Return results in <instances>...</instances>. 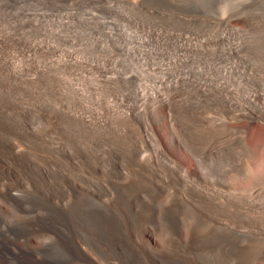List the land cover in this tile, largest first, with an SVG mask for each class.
Returning a JSON list of instances; mask_svg holds the SVG:
<instances>
[{
  "label": "rangeland",
  "instance_id": "374dc122",
  "mask_svg": "<svg viewBox=\"0 0 264 264\" xmlns=\"http://www.w3.org/2000/svg\"><path fill=\"white\" fill-rule=\"evenodd\" d=\"M73 56L80 64L71 63ZM0 66V264H61L48 257L52 247H62L61 261L69 264H264V0H0ZM196 75L207 80L195 81L202 79ZM183 76L194 81L180 89ZM168 79L180 90L167 110L171 126L188 125L203 149L216 146L228 155H176L155 123L137 121L133 111L148 110L137 88ZM108 119L123 123L110 128ZM218 125L227 127L214 130ZM243 128L248 150L237 142ZM77 145L93 154L60 172L55 148ZM117 148L123 153L115 161ZM159 160L161 188L147 181L155 191L141 206H148V225L140 220L143 211L136 212L134 240L129 221L120 219L136 248L102 250L107 235L100 237L99 220L69 211L77 194L94 192L90 180L107 188L97 202L114 206L118 190L151 177L150 165ZM44 165L58 173L47 174ZM11 192L21 196L10 200ZM179 203L190 208L188 217L164 220L150 233L152 215L167 216ZM215 229L232 234L218 245L215 235L205 238L206 244L204 236ZM28 237L38 243L29 251ZM77 240L86 249L94 245L95 253L87 249L74 258Z\"/></svg>",
  "mask_w": 264,
  "mask_h": 264
},
{
  "label": "bare ground",
  "instance_id": "6f19581e",
  "mask_svg": "<svg viewBox=\"0 0 264 264\" xmlns=\"http://www.w3.org/2000/svg\"><path fill=\"white\" fill-rule=\"evenodd\" d=\"M5 38V37H4ZM3 39V38H2ZM1 39V40H2ZM225 40V39H224ZM228 40V39H227ZM229 43V42H228ZM261 45V44H260ZM224 47H225V45H224ZM223 47V48H224ZM231 47V46H230ZM239 47H241V46H239ZM226 49V48H225ZM231 49H233L234 50V48L233 47H231ZM230 49V50H231ZM239 49V48H238ZM222 50V49H221ZM233 50H231V52H233ZM228 51V50H227ZM238 51V50H237ZM221 52V51H220ZM231 52H230V55H231ZM223 53V52H222ZM229 53V52H228ZM225 54H227V52L225 53ZM222 55V54H221ZM220 55V56H221ZM224 55V54H223ZM222 55V56H223ZM221 56V57H222ZM226 57H227V55H226ZM59 59V58H58ZM68 59V58H67ZM41 60V59H40ZM51 60V59H50ZM64 60V59H63ZM57 61V60H56ZM58 61H60V60H58ZM66 62H67V60H65ZM65 61H64V63H60V62H57V64H60V65H62L63 67H64V65L66 64L65 63ZM71 63H73L74 61L76 62V63H79L80 64V62H81V60H79L77 57H75V56H73V57H71ZM69 61V62H70ZM43 62V61H42ZM52 62V61H51ZM3 63V62H2ZM1 63V64H2ZM34 63V62H33ZM39 63V62H38ZM75 63V64H76ZM27 64V63H26ZM6 65V64H5ZM37 65V64H36ZM39 65H41L40 63H39ZM39 65H37V66H39ZM43 65V64H42ZM3 66V65H2ZM1 67V66H0ZM4 68V67H3ZM6 68V67H5ZM17 68V67H16ZM45 68V67H44ZM70 68H71V66H70ZM36 69V68H35ZM65 69V68H64ZM81 70V69H80ZM93 70V69H92ZM23 71V70H22ZM31 72V71H30ZM29 72V73H30ZM1 73V72H0ZM15 73V78H18V79H20L23 75H22V73L21 72H18V73H16V72H14ZM46 73V72H45ZM27 74V73H26ZM31 74V73H30ZM98 74V73H97ZM94 75V74H93ZM81 76V75H80ZM200 77V76H199ZM198 77V75H196L195 76V78L196 79H201V80H195V81H202L203 79H206L205 77H200L199 78ZM83 78V77H82ZM87 78V77H86ZM190 78H192V77H190V76H183V78H182V80H181V83H180V89L181 88H183V87H185L186 85H188L190 82H192V81H194V79L193 80H190ZM22 79V78H21ZM25 79V78H24ZM35 79H37V78H35ZM50 79V78H49ZM48 79V80H49ZM63 79V78H62ZM90 79V78H89ZM56 80V79H55ZM54 80V81H55ZM74 80V79H73ZM87 80V79H86ZM169 80V81H168ZM168 80H166V81H160L161 82V84L159 83V84H155L153 87H151V88H142V87H138L137 89H139L140 91H142V94H141V96H139L138 97V99L139 100H144L145 98H148V100H144L145 102H144V104H146L147 106H148V110H146L147 112H145V113H139L138 111L139 110H136V111H133L134 113H135V116L137 117V121H139V122H141L142 121V123H145V122H147V121H150V122H152V123H155L154 125L157 127V129H158V131H159V135L161 134L162 135V137L164 138V140L166 141V150L167 151H172L173 150V152L176 154V155H183L184 157H186V158H190V157H192V158H195V155H197V156H199L200 158H204L205 156H207V155H210V156H213V155H220V156H223V155H228V154H226L225 152V154L224 153H222L223 152V149H218L216 146H213L212 148H210L209 150H208V148L207 149H203V145L202 144H200V143H198V142H195L194 140H193V138H192V136L190 135V133H189V128H188V125H185L184 126V129L182 130H179L178 128H174L173 126H171V121L168 119V116H167V110H169V109H172V107L175 105V103H176V101H178L177 100V98H176V96L178 95H176V93H175V95L173 94L174 93V90H177V87H175L174 86V82H173V79H171V81H170V79H168ZM207 80V79H206ZM209 80V79H208ZM50 81V80H49ZM71 81V80H70ZM58 82H59V80H58ZM57 82V83H58ZM62 82V81H61ZM108 82V81H107ZM55 83V82H54ZM67 83H69V81L68 82H66V85H67ZM87 83H88V81H87ZM202 83V82H201ZM18 84V83H17ZM27 84V83H26ZM56 84V83H55ZM82 84V83H81ZM31 85H32V83H31ZM46 85V84H45ZM49 85V84H48ZM58 85V84H57ZM89 85V84H88ZM104 85V84H103ZM193 85V84H192ZM205 85V84H204ZM203 85V86H204ZM16 86V85H15ZM71 85H67V87H70ZM82 86V85H81ZM178 87H179V85H177ZM55 87H56V85H55ZM173 87V88H172ZM40 88H42V87H40ZM49 88V87H48ZM51 88V87H50ZM206 89V88H205ZM53 90V89H52ZM62 90V89H61ZM91 90V89H90ZM93 90V89H92ZM179 90V89H178ZM177 90V91H178ZM209 90H211V89H209ZM51 91V90H50ZM77 91V90H76ZM82 91V90H81ZM80 91V92H81ZM180 91V90H179ZM75 92V91H74ZM138 92V91H137ZM184 92V91H183ZM51 93V92H50ZM76 93V92H75ZM82 93H83V91H82ZM182 93V92H181ZM32 94V93H31ZM78 94H79V92H78ZM77 94V95H78ZM87 94V93H86ZM82 95V94H81ZM138 95H139V93H138ZM181 95H183V93L181 94ZM204 95H205V93H204ZM255 96V95H254ZM80 97V96H79ZM154 97H157V98H154ZM178 97V96H177ZM208 97V96H207ZM209 97H210V95H209ZM65 98V97H64ZM186 98V97H185ZM185 98H184V100H185ZM46 99V98H45ZM76 99V98H75ZM182 99V98H181ZM256 99V98H255ZM259 99V98H258ZM195 100V99H194ZM250 100V99H249ZM193 101V100H192ZM196 101V100H195ZM254 101V100H253ZM35 102V101H34ZM43 102V101H42ZM184 102V101H183ZM188 102H189V100H188ZM191 102V101H190ZM247 102V101H246ZM249 102H251L252 103V101H249ZM51 103V102H50ZM248 103V102H247ZM143 104V103H142ZM249 104V103H248ZM254 104V102L252 103V105ZM46 105V104H45ZM185 106H186V103L184 104ZM189 105V104H188ZM250 105V104H249ZM251 105V106H252ZM48 106V105H47ZM142 106V105H141ZM255 107V106H254ZM29 108V107H28ZM117 108V107H116ZM115 108V109H116ZM54 109V108H53ZM253 110H254V108H252ZM72 110V109H71ZM185 110V109H184ZM251 110V109H250ZM86 112V111H85ZM28 113H29V111H28ZM32 113V112H31ZM30 113V114H31ZM168 113H169V111H168ZM185 113V112H184ZM183 113V114H184ZM252 113H254L253 111H252ZM96 114V113H95ZM94 114V115H95ZM86 115V114H85ZM105 115V114H104ZM182 115V112H178L177 110H176V117L178 118V116H181ZM31 116H32V114H31ZM63 116V115H62ZM67 116V115H66ZM70 116V115H69ZM87 116V115H86ZM96 116V115H95ZM99 115L97 114V117H98ZM34 117V116H33ZM40 117V116H39ZM68 117V116H67ZM71 117V116H70ZM110 117H112V116H110ZM42 118V117H41ZM40 118V119H41ZM74 118V117H73ZM88 118H89V116H88ZM117 118V117H116ZM39 119V118H38ZM64 119H65V116H64ZM90 119V118H89ZM186 119V118H185ZM184 119V120H185ZM69 120V119H68ZM68 120H66V121H68ZM76 122H77V120L76 119H74ZM109 120V119H108ZM111 120V119H110ZM109 120V121H110ZM173 120H175V118L173 119ZM179 120V119H178ZM36 121V120H35ZM70 121V120H69ZM68 121V122H69ZM73 121V120H72ZM122 120H112V121H110V122H107L106 121V123H108L109 125H110V128L113 126L114 127V123L116 122L117 124H122L123 122H121ZM63 123H64V121H62ZM104 122H105V119H104ZM125 122V121H124ZM166 124H165V123ZM184 122V121H183ZM61 123V122H60ZM59 123V124H60ZM129 123V122H128ZM149 123V122H148ZM75 124V123H74ZM94 124V123H93ZM92 124V125H93ZM102 124V123H101ZM104 124V123H103ZM163 124H165V125H163ZM79 125V124H78ZM89 125V124H88ZM94 125H97V124H94ZM127 125V124H126ZM80 126H81V124H80ZM104 126V125H103ZM102 126V127H103ZM125 126V125H124ZM153 126V125H152ZM163 126H165V131L164 132H161L162 131V128H163ZM225 126L226 125H218L217 127H216V129H214V130H218V129H221V128H225ZM1 127V126H0ZM93 127V126H92ZM97 127V126H96ZM126 127V126H125ZM125 127H124V129L123 130H125ZM190 127V126H189ZM227 127V126H226ZM89 128V127H88ZM94 128V127H93ZM92 128V129H93ZM106 128V127H105ZM109 128V127H108ZM115 128H118V127H116L115 126ZM120 128H121V126H120ZM66 129V128H65ZM74 130L76 129V128H73ZM82 129V128H81ZM100 129V128H99ZM98 129V130H99ZM103 129V128H102ZM112 129H114V128H112ZM104 130H106V129H104ZM111 130V129H110ZM136 130V129H135ZM152 130V129H151ZM192 130V129H191ZM214 130L212 131V133L214 134ZM71 131H73V130H71ZM97 131V130H96ZM115 131V130H114ZM119 131H121V129L119 130ZM145 131H146V133H147V135H148V137H150V133H149V130L146 128L145 129ZM215 131V132H216ZM92 131H90V133H91ZM118 132V131H117ZM124 132V131H123ZM123 132H122V134H123ZM220 132V131H219ZM84 133V132H83ZM82 133V134H83ZM89 133V132H88ZM93 133V132H92ZM109 133H110V131H109ZM132 133V136H134V132L132 131L131 132ZM246 133H247V129L246 128H243V129H241L240 130V132L238 133L239 134V139H238V134H237V142L239 143V145H240V147H243L244 149H247L248 150V148L247 147H249V145H248V142L246 141ZM62 134V133H61ZM70 134V133H69ZM118 134V133H117ZM63 135V134H62ZM72 135V134H71ZM124 135H125V133H124ZM123 135V136H124ZM131 135V134H130ZM159 135H157L158 137H159ZM87 136V135H86ZM91 136H93V135H91ZM110 136V135H109ZM153 136V135H152ZM156 136V135H155ZM209 136V135H208ZM215 136V135H214ZM88 137H89V134H88ZM216 137V136H215ZM63 138V137H62ZM79 138V137H78ZM100 138V137H99ZM98 138V139H99ZM124 138H125V136H124ZM135 137H133V139H134ZM154 139H158V138H155V137H153ZM213 138V137H212ZM216 138H218V137H216ZM47 139H48V137H47ZM54 139V138H53ZM82 139V138H81ZM85 139V138H84ZM90 139V138H89ZM88 139V140H89ZM91 139H92V137H91ZM95 139V138H94ZM103 139V138H102ZM107 139H109V138H107ZM106 139V140H107ZM196 139H198V138H196ZM232 139V138H231ZM6 140V139H5ZM8 140V139H7ZM130 140V139H129ZM136 140V139H135ZM153 140V139H152ZM236 140V139H235ZM63 141V140H62ZM84 141V140H83ZM82 141V142H83ZM87 141V140H86ZM93 141V140H92ZM98 141V140H97ZM134 141V140H133ZM5 141H3L2 143H4ZM47 142V141H46ZM45 142V143H46ZM50 142V141H49ZM90 142V141H89ZM106 142V141H105ZM109 142H115V139H114V135H112V133H111V137H110V139H109ZM202 142V141H201ZM232 142V141H231ZM230 142V143H231ZM52 143V142H51ZM77 143V142H76ZM84 143V142H83ZM97 143V142H96ZM133 143V142H132ZM134 143H135V141H134ZM133 143V144H134ZM57 144V143H56ZM110 144V143H109ZM116 144V143H115ZM140 144V143H139ZM231 144H233V143H231ZM47 145V144H46ZM49 145V144H48ZM47 145V146H48ZM53 145H54V143H53ZM63 145V144H62ZM87 145V144H86ZM99 144H97V146H98ZM1 146V145H0ZM46 146V147H47ZM64 146V145H63ZM83 146V145H82ZM82 146H81V148H82ZM90 146H92V145H90ZM93 146H94V144H93ZM96 146V145H95ZM117 146V145H116ZM50 147V146H49ZM69 147H72V146H69ZM55 148L54 146H53V148H55V150H54V154H57V156H60V160H61V165H60V172H62V173H66L69 169H70V167H71V165H73V163L74 162H77V160L78 161H80L79 159H81L82 157H86V156H88V155H91V154H93V152L92 151H88L87 150V148H85V146H84V148L85 149H81V148H78L79 146L77 145V148L76 149H70V148ZM88 147V146H87ZM119 147V146H118ZM251 147V146H250ZM74 148V147H73ZM51 149V148H50ZM92 149V148H91ZM134 149V148H133ZM94 151V150H93ZM136 151V150H135ZM225 151V150H224ZM112 152V158L116 161L118 158L120 159V155L123 153V151L122 150H118V148H117V150H115V151H111ZM227 152V151H226ZM51 153V152H50ZM53 154V153H52ZM51 155V154H50ZM52 156H50V158H51ZM32 158V157H31ZM55 158H56V156H55ZM122 158V157H121ZM26 159V158H25ZM33 160V159H32ZM47 160V159H46ZM91 160H92V158H91ZM25 161V160H24ZM29 161V160H28ZM26 162V161H25ZM55 162V161H54ZM120 162V161H119ZM37 163V162H36ZM27 164H28V162H27ZM40 164V163H39ZM38 164V165H39ZM42 164H44V162L42 163ZM46 164V163H45ZM116 164H118V163H116ZM30 165H31V163H30ZM37 165V166H38ZM48 165V164H47ZM26 166V165H25ZM43 165H41V167H42ZM32 167V166H31ZM34 168V167H33ZM37 168V167H36ZM36 168H35V170H36ZM44 168L46 169V173L48 174V173H53V174H55V173H58V171H54V170H52V169H49V166H46V165H44ZM29 169V168H28ZM37 169H39V167L37 168ZM150 171H151V173H152V176L151 177H145V176H140L139 178H137V179H135L134 181H132L128 186H124V187H121L118 191H119V198H118V201H117V203H116V205H114V206H111V207H103L102 205H100L98 202H97V200H96V197H97V195L98 194H101V193H103V192H106L107 191V188L106 187H104V186H102V185H100V184H98V183H94L93 181H90V180H88V183L89 184H91V186L92 187H94V192L93 193H91V194H77V200H76V202H75V204L73 205L74 207L72 208V209H70L69 211H75V216L77 215V217H80L83 221L86 219V218H90V219H92V220H99V222L101 223V226H100V230H99V235H100V237H101V234H103V233H105L106 232V235H107V240L106 241H101L100 242V248L103 250H105V249H107V248H112V250H117L118 248H128V249H133V248H136L135 247V245H134V242H131V240H130V238H129V236H128V238L125 236V232H124V228H123V226L121 225V222H120V219L121 218H123V217H125L128 221H129V223H130V226H131V232H132V238L134 239V240H136V234H137V231L139 230V228H140V223H139V221L140 220H142V221H145V223H146V225H148V215H147V213H146V211H148V206L147 205H145V206H143V207H141L142 206V202L144 201V199L143 198H147L148 197V195L151 193V192H153V191H155V190H153L148 184H147V181H151V182H155V183H157L156 184V186H157V189H160L161 188V186H160V184L156 181V179H158V177L160 176V174H159V171L161 170V169H163V167H162V164H161V160H159V161H157V163L156 164H152V165H150ZM34 169H33V172L35 171ZM36 171H38V170H36ZM43 171V170H42ZM32 173V172H31ZM38 173L39 172H37V175H38ZM42 173V172H41ZM34 174V173H33ZM39 175H41V174H39ZM43 175V174H42ZM35 176V175H34ZM37 177V176H36ZM170 177L171 178H173V179H177L178 180V177L173 173V172H171L170 173ZM39 178V177H38ZM75 178V177H74ZM37 179V178H36ZM77 179V178H76ZM83 179V178H82ZM85 180V179H84ZM79 181V180H78ZM84 182V181H83ZM153 182V183H154ZM79 183V182H78ZM82 185V184H81ZM52 188V187H51ZM54 188V187H53ZM118 188V187H117ZM47 189H49L48 187H47ZM57 190H59L58 188H57ZM79 192V191H78ZM16 193V192H15ZM14 192L12 193H9V199L11 200V199H18L20 196H18V194H15ZM75 193H77V192H75ZM25 196V195H24ZM28 197V196H27ZM19 200H21V199H19ZM38 200H39V198H38ZM15 202V201H14ZM19 201H17V203H18ZM205 202V201H204ZM24 204V203H23ZM48 204V203H47ZM208 204V203H207ZM2 205V204H1ZM0 205V206H1ZM25 205V204H24ZM35 205H38V204H35ZM49 205V204H48ZM41 206V205H40ZM22 207V206H21ZM1 208V207H0ZM13 208V207H12ZM35 208H37V207H35ZM39 208V207H38ZM11 209V208H10ZM51 209V208H50ZM25 210V209H24ZM34 210V209H33ZM40 210V209H39ZM52 210V209H51ZM50 210V211H51ZM53 210H55V209H53ZM0 211H1V209H0ZM41 211V210H40ZM49 211V212H50ZM138 211H143V216L140 218V220H138V219H136V216H135V213L136 212H138ZM9 212V211H8ZM13 212V211H12ZM62 212H68V211H65L64 209H62ZM71 212V213H72ZM3 213V212H2ZM33 213V212H32ZM189 213H191V210H190V208L185 204V203H179L178 205H177V207L173 210V211H171V212H169V214L167 215V216H164V217H159L156 213H154L153 215H152V217H151V219H150V221H149V223H151V229H150V233H154V232H158L157 230H159V229H157V226L160 224L161 225V222L162 221H164V220H168V221H176L177 222V220L178 219H180L181 217H186ZM57 214V213H56ZM65 214V213H64ZM50 215V214H49ZM57 216V215H56ZM138 216V215H137ZM53 217V216H52ZM72 217H73V215H72ZM188 217V216H187ZM51 218V217H50ZM54 218V217H53ZM71 218V217H70ZM69 218V219H70ZM48 219V218H47ZM64 219V218H63ZM79 219V218H78ZM125 219V220H126ZM36 220V219H35ZM42 220V219H41ZM76 220V219H75ZM96 220V221H97ZM125 220H123V221H125ZM9 221V220H8ZM52 221H53V219H52ZM65 221V220H64ZM41 222V221H40ZM47 222V221H46ZM60 222V221H59ZM63 222V221H62ZM61 222V223H62ZM95 222V221H94ZM164 222H167V221H164ZM44 223V222H43ZM42 223V224H43ZM48 223V222H47ZM50 223V222H49ZM75 223V222H74ZM82 223V222H81ZM90 223V222H89ZM92 223V222H91ZM125 223V222H124ZM128 223V224H129ZM163 223V222H162ZM82 224H84V223H82ZM96 224V223H95ZM98 224V223H97ZM5 225V224H4ZM40 225V224H39ZM64 225V224H63ZM69 225V224H68ZM79 225H81V224H79ZM99 225V224H98ZM159 225V226H160ZM61 226V225H60ZM59 226V227H60ZM65 226V225H64ZM73 226V225H72ZM75 226V225H74ZM82 226H84V225H82ZM97 226V225H96ZM127 226V225H126ZM29 227V226H28ZM28 227H27V229H28ZM31 227V226H30ZM79 227V226H78ZM98 228H99V226H97ZM125 227V226H124ZM69 228H70V226H69ZM81 228V227H80ZM87 228V227H86ZM158 228H162V227H158ZM35 229V228H34ZM60 229H61V227H60ZM65 229V228H64ZM71 229V228H70ZM69 229V230H70ZM67 230H68V228H67ZM78 230V229H77ZM85 230H87V229H85ZM91 230V229H90ZM30 231V230H29ZM28 231V232H29ZM89 231V230H88ZM91 231H93V230H91ZM97 231V230H96ZM27 232V231H26ZM64 232H66V231H64ZM19 233V232H18ZM68 233V232H67ZM81 233H82V231H81ZM80 233V234H81ZM33 234V233H32ZM31 234V235H32ZM43 234V233H42ZM229 234H232V233H229ZM229 234L228 233H226L225 231H220L219 229H215V230H213V232L212 233H210V234H207V235H205L204 236V238H203V240H204V242L206 243L207 241H205V238H207L208 240L213 236V235H215V237L217 238V239H219L218 240V242H217V245H218V243H223V241L225 242V240H226V236L225 235H228L229 236ZM23 235V234H22ZM35 235V234H34ZM34 235H32L33 237H34ZM68 235V234H67ZM67 235H66V237H67ZM72 235V234H71ZM75 235V234H74ZM25 236V235H24ZM38 236V235H37ZM91 236H93V235H91ZM98 236V235H97ZM227 236V237H228ZM231 236H233V235H231ZM20 237H21V235H20ZM36 237V236H35ZM34 237V238H35ZM75 237H76V235H75ZM74 237V238H75ZM18 238V237H17ZM25 238V237H24ZM34 238H32V237H28L26 240H25V242H24V244H23V246H24V249L26 250V248L28 249V251L30 250V248H32V247H34L35 248V246H37L38 245V243L36 242V240L34 239ZM37 238V237H36ZM39 238V237H38ZM78 238V237H77ZM103 238V237H102ZM233 238H234V236H233ZM86 239V238H85ZM206 239V240H207ZM211 239H213V238H211ZM210 239V240H211ZM228 239H229V237H228ZM99 240V239H98ZM82 241V240H81ZM81 241L80 240H77L76 241V243H74L75 245H72V248H73V250H74V252H75V255H74V258L75 257H81V252L83 251V250H89L91 253H95L94 251L95 250H93L92 248H93V246H92V248L90 247H88L87 249L86 248H83V246L81 245L82 243H81ZM86 241V240H85ZM92 241V240H91ZM220 241V242H219ZM230 241H232V240H230ZM211 242V241H210ZM214 243H215V241H213ZM229 242V241H228ZM22 243V242H21ZM28 243V244H27ZM85 244H86V242H84ZM204 243V244H205ZM208 243V242H207ZM206 243V244H207ZM18 244H19V242H18ZM91 244H94V242L93 243H91ZM205 244V245H206ZM216 244V243H215ZM215 244H213V245H215ZM99 245V244H98ZM212 245V244H211ZM210 245V246H211ZM231 245H233V244H231ZM40 246V245H39ZM206 247V246H205ZM208 247V246H207ZM42 248V247H41ZM97 248H98V246H97ZM213 248V247H212ZM49 249V248H48ZM65 249V248H64ZM68 249H71V248H68ZM96 249V248H95ZM200 249H202V251L204 250L203 248H200ZM251 249V248H250ZM24 250V251H25ZM35 250V249H34ZM33 250V251H34ZM108 250V249H107ZM23 251V252H24ZM37 251V250H36ZM69 251V250H68ZM99 251H101L100 249H99ZM98 251V252H99ZM2 252V251H1ZM8 252V251H7ZM46 252V251H45ZM70 252V251H69ZM8 253H10V252H8ZM25 253V252H24ZM29 253V252H28ZM88 253V252H87ZM106 253V252H105ZM6 254V253H5ZM4 254V255H5ZM33 254V253H32ZM84 254V253H83ZM98 253L96 252V255H97ZM103 254V253H102ZM47 255H48V257H50L51 259H53V260H56V261H59V263H61V264H69L70 263V260H63V261H61L62 259H64L65 258V253L62 251V247H61V249L60 248H58V247H52L51 249H49V251H47ZM73 255V254H72ZM7 256V255H6ZM108 256V255H107ZM110 256H112V255H110ZM2 257H4L3 255H2ZM47 257V256H46ZM89 257H92L91 255H90V253H89ZM1 258V257H0ZM7 258V257H6ZM93 258V257H92ZM80 259V258H79ZM86 259H87V257H86ZM81 260V259H80ZM6 261V260H5ZM9 261V260H8ZM72 262H73V260H72ZM97 262V261H96ZM180 262V261H179ZM4 263V262H3ZM90 263V262H89ZM76 264V263H75ZM136 264H139V262H137Z\"/></svg>",
  "mask_w": 264,
  "mask_h": 264
}]
</instances>
